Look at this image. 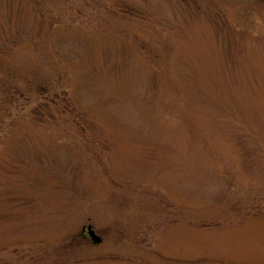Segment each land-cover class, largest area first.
I'll return each mask as SVG.
<instances>
[{
  "label": "rangeland",
  "instance_id": "obj_1",
  "mask_svg": "<svg viewBox=\"0 0 264 264\" xmlns=\"http://www.w3.org/2000/svg\"><path fill=\"white\" fill-rule=\"evenodd\" d=\"M0 264H264V0H0Z\"/></svg>",
  "mask_w": 264,
  "mask_h": 264
},
{
  "label": "water",
  "instance_id": "obj_2",
  "mask_svg": "<svg viewBox=\"0 0 264 264\" xmlns=\"http://www.w3.org/2000/svg\"><path fill=\"white\" fill-rule=\"evenodd\" d=\"M88 233L95 243L101 242V237L96 233L95 229L92 226L88 227Z\"/></svg>",
  "mask_w": 264,
  "mask_h": 264
},
{
  "label": "flooded vegetation",
  "instance_id": "obj_3",
  "mask_svg": "<svg viewBox=\"0 0 264 264\" xmlns=\"http://www.w3.org/2000/svg\"><path fill=\"white\" fill-rule=\"evenodd\" d=\"M87 229V228H86ZM87 231H88V229H87Z\"/></svg>",
  "mask_w": 264,
  "mask_h": 264
}]
</instances>
